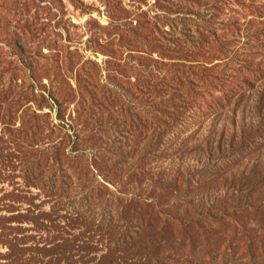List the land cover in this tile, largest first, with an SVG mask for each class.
Here are the masks:
<instances>
[{
	"label": "rangeland",
	"instance_id": "1",
	"mask_svg": "<svg viewBox=\"0 0 264 264\" xmlns=\"http://www.w3.org/2000/svg\"><path fill=\"white\" fill-rule=\"evenodd\" d=\"M0 264H264V0H0Z\"/></svg>",
	"mask_w": 264,
	"mask_h": 264
}]
</instances>
